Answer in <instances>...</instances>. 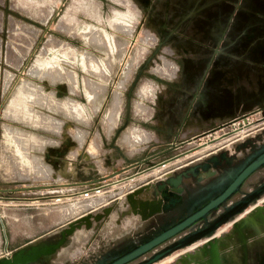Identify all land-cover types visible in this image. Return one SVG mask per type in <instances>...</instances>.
<instances>
[{
  "label": "flooded vegetation",
  "instance_id": "af4514ba",
  "mask_svg": "<svg viewBox=\"0 0 264 264\" xmlns=\"http://www.w3.org/2000/svg\"><path fill=\"white\" fill-rule=\"evenodd\" d=\"M71 1L73 0H62L60 6L43 7L36 19V39L32 41V47L30 46L33 51L18 58L0 56V155L3 136L8 135L6 126L18 124L58 140L48 144L43 150V160L49 163L52 169L54 164L60 168L64 160L56 161L57 150L78 147V150L85 149L89 140L91 141L87 140L89 134L98 138L99 148L96 150L101 149L103 158L108 159L104 163L114 166L123 160V154L126 153L123 140L129 128L133 127L134 130L142 131L139 135L145 142V146L138 147L135 153V157L140 158L141 162H130L126 165L127 171L135 172L153 168L162 161L171 160L172 163L178 158H185L201 147L231 137L235 130L248 125V132L243 137L228 142L231 145L244 139L234 149L229 148L230 145L224 147L226 144H223L200 156L186 158L177 165L189 167L174 175L182 177L179 185L182 191L181 202L174 206L172 211L156 216L145 224L126 216L111 222L108 230L103 227L90 232L89 239L96 237V240L93 241L95 245L89 248L86 258H92L89 262L95 260L94 264H108L141 241L150 238L158 230L170 226L214 199L228 185L230 178L241 167L248 166L264 149V108L259 110L264 106V34L259 32L261 34L251 35L248 30L245 33L240 30H228L229 25L231 26L228 17L218 11L221 8L230 10L233 5L204 7L205 9L179 5L138 7L140 19L131 27L128 26V32L132 33L133 43L137 34L143 33V36L139 37L143 38L145 48L141 49L137 56L135 54L136 59L129 68V76L123 83L116 122L108 131L104 121L98 116V111L94 112L90 106L92 97L87 94V71L80 45L84 42L92 46L88 29L98 25L109 47H114L113 50L110 48L112 53L116 46L109 32L116 31L113 21L108 18L98 19V12L91 4L87 6L84 2L82 4L85 7H76L77 11L72 20L63 21L62 17ZM113 5L119 6L120 1H115ZM262 6L264 7L263 4ZM104 8L106 7H102ZM117 8L119 7L106 8L103 12H106L107 17L113 15L112 17L116 18L119 15ZM198 8L200 10H197ZM203 10L207 11L204 13L206 18L199 14ZM188 14H191L188 22L192 31L188 29L185 33L178 27L185 24L186 20L183 18ZM215 24L213 35L202 34L205 29L200 32L201 28H213ZM251 24H248L247 20H239L233 21L232 25L246 27L259 23ZM175 26L177 28H174ZM46 28L48 30H45ZM135 32L137 34L133 36ZM52 58L59 62L60 71L72 73L73 80L66 74L55 81L44 75ZM32 62H36V74L28 72ZM5 71H8L11 77L4 87ZM23 78L33 81L36 97L46 95L53 103H63L65 108H68V103H74L81 110L86 122L77 121L61 110L48 109L38 102L30 101L26 103L32 104L38 113L52 116L59 121L58 131L33 128L9 117L8 114H14L10 109L14 101L19 100L18 87L21 84L18 83ZM231 119L234 122L228 123ZM78 129L84 132L80 141L76 138ZM222 148L226 150H220ZM108 154L110 158L107 157ZM214 154L217 156L216 164L209 160ZM200 159L205 161L200 163ZM1 162L0 194H13L12 189L25 191L20 189L26 188L24 184L29 179H22L21 174L13 170L7 171L5 167L9 161L7 163L5 157L0 156ZM263 184L264 163L248 172L239 187L218 207L209 210L204 217L161 247L205 228ZM263 200L264 193H261L258 198L251 200V204L259 205ZM243 235H233L225 249L226 254L233 259L220 261V264H264V219L257 218Z\"/></svg>",
  "mask_w": 264,
  "mask_h": 264
},
{
  "label": "water",
  "instance_id": "95a60500",
  "mask_svg": "<svg viewBox=\"0 0 264 264\" xmlns=\"http://www.w3.org/2000/svg\"><path fill=\"white\" fill-rule=\"evenodd\" d=\"M130 1H133L137 7H177L179 5L182 7H201V9H205L204 7H228L229 5H233L234 7H231L230 10L221 8L218 11L219 14L228 17V23H231L228 30H240L243 33L248 30L251 32V35H257L259 32L264 34V7L262 6V4L264 5V0ZM197 10H200V8ZM205 12L207 11L203 10L200 12V16L206 18ZM209 13L212 15L211 12ZM190 16L191 14L186 15L183 18L186 20L185 24L183 23L184 25L182 24L178 27L185 33L191 26L188 22ZM239 20H247L248 24L253 22L259 24L255 26H251V24L246 27L232 25L233 21ZM215 26L216 24L213 25V28L206 26L205 28H201L200 32L205 29L202 34L213 35L212 32H214ZM174 28L177 27L175 26ZM189 30L192 31L191 29ZM263 108L264 106H261L259 110ZM233 122L234 120L231 119L228 123ZM139 132L142 131L140 129L134 130L133 127L130 128L123 140L126 153L123 154V160L117 162L114 166H108L104 163L108 159L105 160L101 151L94 148L92 141H89L85 149L82 150H78L77 148L65 149L64 151L57 150L56 161L60 162V159H64L67 160V164L66 166L62 164L60 168L54 164L51 177L62 179L61 184H59L60 186H80L84 181L100 180L120 175L123 170L127 169V163L133 162L138 164L141 162L140 158L135 157L138 147L145 146L144 139L139 135ZM243 140L232 143L229 148L234 149ZM66 141L68 142L69 139H66ZM220 150L225 151L226 149L222 148ZM107 157L110 158V154ZM209 160L213 164H216L217 156L214 154ZM170 161L159 162L153 168H163ZM202 161L205 160H199L200 163ZM263 163L264 149L261 150L248 166L245 168L241 167L230 178L231 181H229L228 185L214 199L170 226L158 230L150 238L141 241L108 264H156L168 257H171V259L164 264H220V261L226 262L232 260L233 257L227 255L225 249L230 244L233 235L237 234L243 237L244 231L251 228L257 218L264 219V200L259 205L251 204L253 198H258L261 193H264V184L248 197L241 199L228 211L219 215L205 228L172 241L164 247L161 246L181 233L185 228L191 226L198 219L204 217L209 210L218 207L225 198L239 187L248 172ZM187 167L189 165L183 167L172 166L168 170L162 171L157 177L144 180V183L138 185L120 199L84 212L64 225L14 249L10 253L0 255V264H94L95 260L89 262L92 259L90 257L76 261L74 259L75 254L70 252L74 244L80 243V239L87 236L90 232L108 227L111 222L118 221L123 217L130 216L145 224L156 216L172 211L173 207L181 202L180 193L182 191V188L179 186L182 177L174 175L179 171L187 169ZM147 170L149 169L135 171L131 176L138 177ZM20 177L22 179H29L24 184L26 188L20 189L25 191L18 192L16 189H12L14 191L13 194H0V201L43 200L50 199L56 193L63 192L61 189H52L53 187L51 186L56 185L43 184V186H36V183H33L36 179L33 177L28 178L26 175H20ZM36 187L44 188L36 189ZM46 187L50 189L44 190ZM242 245L244 246V242Z\"/></svg>",
  "mask_w": 264,
  "mask_h": 264
},
{
  "label": "rangeland",
  "instance_id": "374dc122",
  "mask_svg": "<svg viewBox=\"0 0 264 264\" xmlns=\"http://www.w3.org/2000/svg\"><path fill=\"white\" fill-rule=\"evenodd\" d=\"M38 1L43 2L45 0H38ZM61 1L62 0H51L50 3H49V7L50 6L56 7L57 5L60 6ZM76 1H77V4L78 3L82 4L83 2L84 3L86 2L85 4H87V5H90V3L92 2L91 5L96 10V12H98V14H99V18L98 19L106 20L108 18V20L113 21L112 23L114 25V30L116 31L115 33L109 32V35L112 36V38L114 40V44L116 46L114 52H112V53H111L110 48H112V50H113L114 47H112V46L109 47V45L107 44L106 38L103 35V33H102V31H101V29L99 28L98 25L92 26V27H90L88 29V34L90 36L89 40H91V42H92L91 45L92 46H89V44L84 43V42H82V44L80 45L81 52L83 53V60H84V57L87 58V55H88V58L90 57L89 59L87 58L88 60L85 58V60L88 61V62L85 61L86 63H88V67H87V64H86V67H85L86 71H87V74L85 75V77L89 78V79L85 78V81L88 80V82H86V86L88 84V88L89 87L90 88L94 87L93 89L89 88V91H91V93L87 92V94H90V97L94 95L93 98L91 99V105L90 106H91V108H92V110L94 112L98 111L97 112L98 116L100 117L101 121H104V123L106 125V123H107L106 119H107L109 108H110V105H111V103L113 101V98L116 96L121 102V98L122 97H120V96H122V92H123V83L129 76V68L133 64V61L136 59L135 57L137 56V53L140 52L141 49L145 48L144 47L143 38L139 37V36H143L142 35L143 33L137 34L138 31L135 32L133 36H136V34H137V37H136L137 39L133 43L134 39H132V41H131L132 33L128 32L130 30V28L128 26L131 27L133 25V23H135V21L137 23V21L140 19V12H139V8L135 5V3L133 1H130V0H119L120 1V5L119 6H114L113 5V3H115V1H117V0H103V1H99V0H88V1L87 0H83V1L82 0H74V2H76ZM124 1H125V3H124ZM69 4H68V6H69ZM0 6H2L1 3H0ZM102 7H106V8H110V9H112L113 7H119V8H117V10L119 12V15L118 16L116 15L117 16L116 18L112 17V16L111 17H107L106 12H103V11L106 10V8L102 9ZM79 9L81 10V8H79ZM70 11L72 13V18H71V20H72L73 19V15L76 13L77 10L72 11V9H71ZM101 11H102V14H100ZM125 11L126 12L129 11V12L126 13ZM129 13H130V15H129ZM130 19H131V21H130ZM117 20H119V21H117ZM114 23H116V24H114ZM119 23H121V24H119ZM124 24L127 25V26H125ZM45 30H48V28H46ZM93 31H94L95 34H93ZM91 34L95 35L94 38H91V37H93ZM94 39H96V41H94ZM97 39H98V41H97ZM93 41H94V43H93ZM103 41H104V43L100 44ZM67 52H68V54L72 55L70 53V51H67ZM134 52H136V53H134ZM112 54H114V59H112ZM135 54H136V56H135ZM94 57H95V59H94ZM31 61H33V60H31ZM89 61H94L97 64L98 69H96V70L91 69L90 66H89ZM33 62L30 65V68H32V69H29L28 72L30 73V70H31V74H33V73L36 74V72H35L36 70L35 69H37V65H36V62L35 63H33ZM43 62L45 63L46 60H44ZM98 63L101 64L100 66H101L102 69H104L103 71H102V69H100V66H99ZM48 64H47L48 67H46V69L48 68V70L45 69V71H47V73H45V74L52 81H55L56 79H59V78L63 77L65 74L68 75L71 80H73V77H72L73 75H72L71 72L69 73V71H68L67 73H65V72H62L63 71L62 70L60 72L61 74L59 73V71L61 70L60 69L61 67L59 66V62L57 60L52 58V59L49 60ZM53 65L54 66L57 65V67L59 69V70L56 69L57 72L54 71V69H50L49 68V67H51ZM63 67H65V65H63ZM88 68H89V70H88ZM90 69L93 70V71H91ZM49 70H51L50 73H48ZM100 71H102L103 74L101 73V75H103V76H99L100 75ZM94 72L99 73V75H97V74L95 75ZM63 73H64V75H63ZM8 74L9 73H7V75ZM53 74H55V75L58 74L59 76L57 75L58 76L57 77V76H54ZM7 75H6V71H5L4 72V87L7 85V83L10 80V77H11L10 74L8 76ZM52 78H55V79H52ZM91 80L95 81V83H93ZM27 81L29 82L28 84L29 85L31 84V85L30 86L28 84L25 85V88H27V89H25L26 90V94L28 95V97L26 98V102L30 101V102H33V103L34 102L35 103L38 102L40 104L42 103V105H44L48 109H56V106H58V108L60 106L59 109L57 108L58 110H62V112L65 110V107H63L64 106L63 103H53L52 99H50L46 95H42V97L41 96H37L36 97V88L32 86L33 85V81H31L30 79L23 78L18 84L20 85L23 82L27 83ZM96 82H97V84H96ZM98 83L101 84V85L99 86ZM94 85L97 86V87H95ZM99 87H102V90H101V88L99 90ZM97 90L100 91V92H98ZM33 95H35L34 98H33ZM39 97H41L42 100ZM38 100L39 101L41 100V102H39ZM120 102H119V107H120ZM55 104H56V106H55ZM73 104L72 103H68V108H66L67 110H66L65 113H67L73 119L85 123L86 120H85L82 112L80 114H76L73 111V108H72ZM52 105H54L55 107L52 106ZM27 108H28V106H27ZM22 109H23L22 106H16V107L12 106L10 110H12L14 112V114H8L9 117L13 118L14 120L20 121L21 123H23L25 125H30L33 128L38 127V128L45 129L47 131H52V132H55V130L58 131L57 128L59 126L57 127V125H58L59 121L57 119H55L54 117L51 118L53 120V122H51L52 120H50L49 117H52V116H49V115L46 116L44 114L43 115L42 114H37L36 113L37 111L35 112L34 115H29L28 116V115H26L23 112ZM28 110H30V109L28 108ZM71 111H73V112H71ZM73 115H75V116L73 117ZM82 118H83V120H82ZM116 119H117V116H116ZM54 120L57 121L56 122L57 125L55 124ZM247 126L248 125H246L244 127L242 132L234 133V135H232L230 137V139H228V140H226L224 142L220 143V142L216 141V142H214L215 144L212 143L214 145H212V146L209 145L205 149H203V150H201V151H199V152H197L195 154H192V155L190 154V155L186 156L185 158H178L180 160L177 163L172 162V163H169L168 165L177 166L179 163L183 162L184 159H186V158L196 157L200 153H203V152L205 153L206 150H207L206 152H208L209 150H213L216 147H219V146H221L223 144H226V145H224V147H227V146L230 145L228 143L230 140H232L234 138H237V137H243L246 134V132H248ZM6 127H7L6 130L7 131L10 130L9 132L11 133V135L8 134V136L11 137L12 135H14V136H12V138H13V140H14V137L16 138L14 140L15 144L20 145L21 147L23 146L22 151L28 152V153H25V154L31 159L32 163L35 162L34 165H36V166L38 165L39 166V167L37 166L38 168L36 167L37 171H38V169L40 167H42V169H39V172H37V171H36V173L33 172L34 173L33 178L36 179L35 181H33V183H36V186H43V184L47 183L48 181L46 182L44 179H37L36 178V174L39 177H42V175L43 176L45 175L44 177H47L46 175L49 173V171H48L49 169L47 170V167L48 168H50V167H49V165H45L44 166L45 163H43L44 161L40 160V158L38 157V153L37 152L41 151L42 147L46 143H53L54 140L51 139V138H48L43 133H40V132H38L36 130L34 131V130L29 129L27 127L20 126L18 124H14L13 126H11L9 128H8V126H6ZM130 128H129V130H130ZM53 129H54V131H53ZM107 129L109 131L108 127H107ZM78 131L81 132V133H77V134H80L81 136H83L82 134L84 132L81 131L80 129H78ZM128 132L129 131H127V133ZM6 136H7V134L4 135V138ZM76 137H77V139L79 141L82 139L81 137L79 139L78 135ZM29 141H30L31 144L29 143ZM11 147H12V145H11ZM201 149H202V147H201ZM34 154H36L35 156H37L38 158L37 157L34 158ZM200 155H202V154H200ZM0 156H1V158L3 157V145H2V151H1V155ZM35 159L36 160L39 159V161H38L39 164L36 163L37 161H35ZM40 161H42V164H41ZM0 164L2 165L3 163L1 162ZM24 167L26 168V170H29L26 166H24ZM43 169L46 170V171H42ZM41 171L43 172V174H42ZM39 188H44V187H39ZM39 188L36 187V189H39ZM39 200L41 201V199H39ZM39 200H37V199H34V200H23V202L29 203L28 205H30V206H26L28 208L26 210V211H28L26 214L29 215L31 213L33 219L36 218V203ZM19 202H21V201H9V202L0 201V231H1L2 235L4 234V232L8 231V226L7 227H3V225H6L7 223H9L11 221L10 217H12V218L15 217L14 213H10V210H7L8 207L6 206V203L15 204V203H19ZM79 202L80 201L72 202V203L66 205L65 207L71 206V204H74V203L78 204V205L84 203V201H81L82 203L81 202L79 203ZM60 206H62V205H60V204H46L45 205L46 209H44V211L48 210V209L52 210L54 208H61ZM4 228H5V230H4ZM106 229L108 230V227ZM95 240H96V237L95 238L93 237V238L89 239V237L87 235V236L82 237L80 239V243L74 244V246L70 250V252H73L75 254V258L74 259L76 261H78V259H83V258L87 257L88 252H89V248L91 246L95 245V244H93L95 242ZM169 259H171V257L165 258L164 260H162L161 263L160 262H158V263L159 264H164L167 261H169Z\"/></svg>",
  "mask_w": 264,
  "mask_h": 264
},
{
  "label": "crops",
  "instance_id": "0c3cea01",
  "mask_svg": "<svg viewBox=\"0 0 264 264\" xmlns=\"http://www.w3.org/2000/svg\"><path fill=\"white\" fill-rule=\"evenodd\" d=\"M50 1L51 0H45L43 2L38 1V0H0V3L2 5L0 6V32H1L0 34V56L4 55L6 58H9V57L18 58V57H21V55H25L26 53L33 51V49L31 50L30 46L32 47V41L36 39V29H37L36 19H38L39 17L38 14L42 12L43 7H49ZM87 92H89L88 87H87ZM27 106L31 110L29 114L34 115L36 110L33 109L32 104L28 103ZM36 113L40 114L38 112ZM89 139H91V141L93 142V146L95 149L99 148L98 138L90 136L89 134L87 140ZM2 140H3V149H4L3 157H5V161H7V163L9 161V163L6 164L7 167H5V169L7 171H11L15 169L14 171L16 173L26 175L30 178L33 177L34 175L33 171L26 170V168L24 167L25 165L23 164L22 161H20L19 155L15 152V145H14L13 139H11V137L7 135L5 138L3 136ZM53 140L55 142L58 141L55 139ZM10 144L12 145V147ZM48 144H51V143H46L42 147L41 151L37 152L38 157L42 161H44L43 160V150ZM78 149H80V147H78ZM101 152L103 153L102 150ZM203 153H200V154H203ZM200 154H198L197 156H199ZM43 163H45L44 165H49V163H46L45 161ZM62 164L66 166L67 160H63ZM49 167H50V170L46 178L44 176L39 177L37 174H36V178L44 179L46 182L48 181L47 183H45L47 185H56V186H51L53 187L52 189H61V191L63 192L69 191V188L71 186L69 185L60 186L59 184H61L62 179L51 177V173L53 169L50 165ZM170 167L172 166L166 164L164 165L163 168H158V169L152 168L150 169L149 175L157 176L159 175V173H161L162 171L168 170ZM46 189H50V188L46 187L44 190ZM6 202H9V201H6ZM95 202L87 201L88 207H86V209L84 208L82 210H79L77 213L73 214L69 212L70 206L69 208L67 207L66 209H64V207L70 203L63 204L62 206H60L61 208H54L52 210L48 209L44 211V209H46L45 205L47 203H44L39 200L36 203V218L35 219H33L31 213L29 215L26 214L28 212L26 211L28 209L26 206H30L28 205L29 203L23 202V201L19 203H15V204L6 203V206L8 207L7 210H10V213H14L15 217L14 218L10 217L11 221L7 223L6 225H3V227L8 226V231L4 232L3 235L0 231V255L10 253L14 249L64 225L69 220L83 214L84 212L89 211V209H91L92 207H94L95 205L99 203V201H95ZM161 262L162 261H160V263ZM156 264H159V263H156Z\"/></svg>",
  "mask_w": 264,
  "mask_h": 264
},
{
  "label": "bare ground",
  "instance_id": "6f19581e",
  "mask_svg": "<svg viewBox=\"0 0 264 264\" xmlns=\"http://www.w3.org/2000/svg\"><path fill=\"white\" fill-rule=\"evenodd\" d=\"M83 1V0H82ZM88 1V0H87ZM80 2V1H79ZM86 3V2H85ZM89 4V3H88ZM90 4H92V2L90 3ZM87 6H89V5H87ZM127 6V5H126ZM76 7H85V5H83V4H81V5H78L77 3H75L74 2V0L73 1H71V3L69 4V6H68V8L66 9V12H65V14H64V16L62 17V19H63V21H65V22H67V21H69V20H71V18H72V13H71V9H72V11H75V10H77V8ZM91 7H93V6H91ZM42 8V7H41ZM90 8V7H89ZM128 8V7H127ZM91 11V10H90ZM45 12V11H44ZM95 12V11H94ZM126 12V11H125ZM127 12H129V11H127ZM126 12V13H127ZM95 15H97V14H94V16ZM129 15H130V13H129ZM113 16V15H112ZM126 16V15H125ZM99 17V16H98ZM117 21H119V20H117ZM130 21H131V19H130ZM113 24V23H112ZM114 24H116V23H114ZM119 24H121V23H119ZM125 25V24H124ZM125 26H127V25H125ZM118 28V27H117ZM116 28V29H117ZM93 34H95L94 33V31H93ZM93 34H91L93 37H91V38H94V36L95 35H93ZM101 34V33H100ZM99 34V35H100ZM97 37V36H96ZM100 37V36H99ZM98 37V38H99ZM102 37V36H101ZM89 38H90V36H89ZM26 39H27V37H26ZM100 40V39H99ZM90 42H91V40H89ZM94 41H96V39H94ZM94 41H93V43H94ZM97 41H98V39H97ZM44 42V41H43ZM92 43V42H91ZM96 43V42H95ZM98 43V42H97ZM104 43V41L102 42V43H100V44H103ZM99 44V43H98ZM58 45V44H57ZM66 45V44H65ZM8 46V45H7ZM18 46V45H17ZM73 47V46H72ZM46 48H47V46H46ZM20 50V49H19ZM47 51V50H46ZM60 51V50H59ZM139 51V50H138ZM10 52V51H9ZM46 53V52H45ZM10 58V57H9ZM13 58V57H12ZM85 58L86 57H84V64H85V67H86V64H87V67H88V63H86L85 61H87L89 58H88V55H87V60H85ZM94 59H95V57H94ZM98 60V59H97ZM96 61V60H95ZM12 62V61H11ZM16 62V61H15ZM88 62V61H87ZM97 62V61H96ZM99 64V63H98ZM101 64H99V66H100ZM89 66H90V68L91 69H93V70H96V69H98V66H97V64L94 62V61H89ZM48 67V66H47ZM57 67V65L56 66H51V67H49L50 69H54V71H56L57 72V70L56 69H58V67ZM29 69H32V68H30L29 67ZM28 69V70H29ZM90 69V70H91ZM100 69H102L101 68V66H100ZM35 70H37V69H35ZM46 70H48V68L46 69ZM59 70V69H58ZM88 70H89V68H88ZM93 70H91V71H93ZM104 69H102V71H103ZM50 71L51 70H49L48 71V73H50ZM102 71H100V75H99V73H96V72H94L95 73V75L97 74V75H99V76H103V75H101V73H102ZM36 72V71H35ZM61 71H59V73H60ZM68 72V71H67ZM66 72V73H67ZM7 73H9V72H7L6 71V75H7ZM45 73H47V71H45L44 72V74ZM58 73V74H59ZM70 73V72H69ZM30 74H31V70H30ZM34 74V73H33ZM57 74V75H58ZM61 74V73H60ZM59 74V75H60ZM103 74V73H102ZM9 75V74H8ZM7 75V76H8ZM46 75V74H45ZM48 75V74H47ZM54 76H57V75H55V74H53ZM58 75V76H59ZM63 75H64V73H63ZM49 76V75H48ZM57 76V77H58ZM61 77V76H60ZM73 77V76H72ZM56 78V77H55ZM55 78H52V79H55ZM86 79H89V78H86ZM8 80V79H7ZM57 80V79H56ZM92 81V80H91ZM85 82H88V80H86ZM93 83H95V81H92ZM26 84H28V83H25V82H23L19 87H18V96H19V100H15L14 101V103H13V105L12 106H22L23 107V112L26 114V115H30L29 114V112H30V110H28V108H27V103H26V98L28 97V95L26 94V90L25 89H27V88H25V85ZM96 84H97V82H96ZM95 84V85H96ZM99 84V83H98ZM29 85V84H28ZM31 85V84H30ZM29 85V86H30ZM94 85V86H95ZM101 84H99V86H100ZM87 87H88V84H87ZM95 87H97V86H95ZM90 88V87H89ZM88 88V89H89ZM94 88V87H93ZM93 88H90V89H93ZM100 88H101V90H102V87H99V90H100ZM141 89V88H140ZM29 90V89H28ZM16 91H17V89H16ZM31 91V90H30ZM95 91V90H94ZM98 91V90H97ZM96 91V92H97ZM90 93H91V91H89ZM98 92H100V91H98ZM97 92V93H98ZM88 96L90 97V94H88ZM94 96V95H93ZM92 97V96H91ZM40 99H41V97H39ZM42 100V99H41ZM41 100L39 101V102H41ZM49 102V101H48ZM119 102H120V100L115 96L114 98H113V101H112V103H111V105H110V108H109V112H108V116H107V123H106V125H107V127L109 128V130H110V128H112L113 127V125H114V123H115V121H116V116H117V113H118V111H119ZM45 103V102H44ZM42 104V103H41ZM53 104V103H52ZM46 105V104H45ZM48 106V105H47ZM52 106H54V105H52ZM56 106V105H55ZM54 106V107H55ZM64 107V106H63ZM62 107V108H63ZM58 108V106H56V109ZM59 108H60V106H59ZM58 108V109H59ZM72 108H73V111L76 113V114H80L81 113V110L79 109V108H77L74 104H73V106H72ZM57 109V110H58ZM64 109V108H63ZM71 109V108H70ZM62 111V110H61ZM73 111H71V112H73ZM64 113L66 112V108H65V110L63 111ZM43 115V114H42ZM9 116V115H8ZM20 116V115H19ZM47 116V115H46ZM75 115H73V117H74ZM17 117V116H16ZM77 117V116H76ZM50 118V120H52L51 118H53V117H49ZM48 118V119H49ZM41 119V118H40ZM47 119V118H46ZM82 120H83V118H82ZM41 121V120H40ZM26 122V121H25ZM51 122H53V120L51 121ZM54 122H55V124H56V122L57 121H55L54 120ZM49 123V122H48ZM44 124V123H43ZM46 125V124H45ZM51 125V124H50ZM57 125V124H56ZM48 126V125H47ZM59 126V123H58V125H57V127ZM245 127V126H244ZM244 127L243 128H241L240 130H236V131H234V133H236V132H238V133H240V132H242L243 131V129H244ZM9 128V127H8ZM6 129H7V127H6ZM59 129V127L57 128V130ZM9 130V129H8ZM52 130V129H51ZM81 130V129H80ZM10 131V130H9ZM8 131V134L9 135H11V133ZM53 131H54V129H53ZM56 131V130H55ZM82 131V130H81ZM77 133H81V132H77ZM143 134V133H142ZM74 135V134H73ZM79 137V139H80V137L82 138L83 136H81L80 134H77ZM76 135V136H77ZM83 135V134H82ZM126 135V134H125ZM12 136H14V135H12ZM12 136H11V139H13L12 138ZM215 137V136H214ZM217 137V136H216ZM227 137V136H226ZM21 138V137H20ZM75 138V137H74ZM77 138V137H76ZM16 138L14 137V140H15ZM228 139H230V137L229 138H224V139H221L220 141H218V142H224V141H226V140H228ZM14 140H13V142H14ZM19 140V139H18ZM30 140V139H29ZM20 141V140H19ZM47 141V140H46ZM49 141V140H48ZM29 143H30V141H29ZM31 144V143H30ZM215 144V143H214ZM214 144H208V145H206L205 147H202V149L200 148V149H198V150H195V151H193L192 153H191V155L192 154H195V153H197V152H199V151H201V150H203L204 148H206V147H208L209 145H214ZM14 145H15V152L19 155V157H20V161H22L23 162V164L29 169V170H32L33 172H35L36 173V171H37V168L39 167L38 165V167L36 166V165H34V163L35 162H33L32 163V161H31V159L25 154V153H28V152H24V151H22V149H23V146L21 147L20 145H17V144H15V142H14ZM38 145V144H37ZM41 146V145H40ZM25 150V149H24ZM29 155V154H28ZM33 155V154H32ZM30 156V155H29ZM33 157V156H32ZM37 156H35L34 155V158H36ZM38 158V157H37ZM180 159H176V160H174L173 162L174 163H177L178 161H179ZM35 161H37L36 163L37 164H39V159H35ZM41 162V161H40ZM42 164V163H41ZM42 166V165H41ZM45 166V165H44ZM37 167V168H36ZM45 168V167H44ZM39 169H42V167H40ZM39 169H38V171L37 172H39ZM46 169V168H45ZM50 170V168H48L47 167V170ZM15 170V169H14ZM13 170V171H14ZM48 170V171H49ZM12 171V172H13ZM42 171H46V170H42ZM41 171V172H42ZM34 174V173H33ZM41 174V173H40ZM42 174H43V172H42ZM22 175V174H21ZM48 175V174H47ZM46 175V176H47ZM43 176V175H42ZM45 176V175H44ZM46 178V177H45ZM32 200H34V199H32ZM81 202V201H80ZM79 202V203H80ZM95 202V201H94ZM82 203V202H81ZM96 203V202H95ZM86 207H88V203H87V200H85L84 201V203L83 204H71V206H70V208H69V206H68V208L70 209L69 210V212L70 213H77L79 210H82V209H86ZM65 208H67V207H65ZM64 208V209H65ZM66 211V210H65ZM65 213V212H64ZM69 213V214H70ZM72 215V214H71ZM69 216V215H68ZM58 218V217H57ZM59 219H60V217H59Z\"/></svg>",
  "mask_w": 264,
  "mask_h": 264
},
{
  "label": "built area",
  "instance_id": "2783aa9c",
  "mask_svg": "<svg viewBox=\"0 0 264 264\" xmlns=\"http://www.w3.org/2000/svg\"><path fill=\"white\" fill-rule=\"evenodd\" d=\"M149 172L150 169L142 175L134 177L131 176L133 172L123 170L118 176L86 181L80 186H71L69 191L56 193L52 198L41 201L47 204L60 205L85 200L99 201L97 205L89 209L93 210L120 199L135 187L144 183V180H150L158 176L149 175Z\"/></svg>",
  "mask_w": 264,
  "mask_h": 264
}]
</instances>
